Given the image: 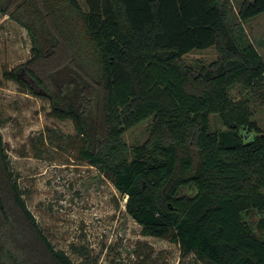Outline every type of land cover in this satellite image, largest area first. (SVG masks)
Wrapping results in <instances>:
<instances>
[{"label": "trees", "instance_id": "obj_1", "mask_svg": "<svg viewBox=\"0 0 264 264\" xmlns=\"http://www.w3.org/2000/svg\"><path fill=\"white\" fill-rule=\"evenodd\" d=\"M0 0L29 31L32 58L5 73L72 119L83 159L109 174L146 234L168 238L202 264H264V130L236 86L257 88L264 58L244 26L264 0ZM215 47L197 67L184 57ZM213 115L229 131L212 128ZM152 117L149 138L123 134ZM0 264H75L29 209L1 134ZM254 133L252 140L242 130ZM193 186L194 196L182 190Z\"/></svg>", "mask_w": 264, "mask_h": 264}, {"label": "rangeland", "instance_id": "obj_2", "mask_svg": "<svg viewBox=\"0 0 264 264\" xmlns=\"http://www.w3.org/2000/svg\"><path fill=\"white\" fill-rule=\"evenodd\" d=\"M88 10L87 0H76ZM243 0H231L236 17ZM246 36L257 44L264 58V13L244 26ZM32 37L22 24L0 12V121L1 134L18 183L29 209L56 249L75 264H202L195 253L182 255L180 245L168 238L146 234L126 211L127 196L112 177L83 159L85 137L72 119L51 115L48 98L36 95L6 72L32 58ZM218 57L215 47L194 50L184 59L201 67ZM257 88L236 86L235 100L248 99L253 118L264 130V105ZM152 117L123 134L128 145L141 144L150 135ZM212 128L229 131L219 116ZM247 140L254 133L242 130ZM194 196L193 186L182 190ZM260 214L246 216L259 235Z\"/></svg>", "mask_w": 264, "mask_h": 264}]
</instances>
